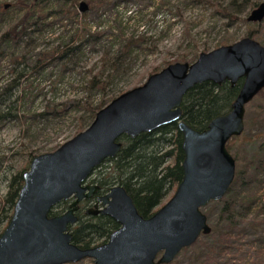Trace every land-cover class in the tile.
I'll use <instances>...</instances> for the list:
<instances>
[{
	"label": "water",
	"instance_id": "water-1",
	"mask_svg": "<svg viewBox=\"0 0 264 264\" xmlns=\"http://www.w3.org/2000/svg\"><path fill=\"white\" fill-rule=\"evenodd\" d=\"M79 8L81 13L89 9L85 1ZM263 20L264 1L246 18L249 23ZM241 79L231 110L213 118L206 129L198 131L183 121L182 100L188 90L208 81L234 86ZM262 91L264 44L248 36L202 52L193 63L169 64L121 93L98 111L87 129L31 160L0 236V264H72L83 259L95 264H170L211 233L202 208L229 192L237 167L226 145L243 135L247 106ZM169 124L178 126L184 150L183 176L173 196L146 218L125 187L114 185L86 213L111 217L117 229L102 244L79 247L71 227L80 221V204L100 189L85 184L92 171L121 152L122 135L133 139ZM69 200L65 212L51 215Z\"/></svg>",
	"mask_w": 264,
	"mask_h": 264
},
{
	"label": "trees",
	"instance_id": "trees-1",
	"mask_svg": "<svg viewBox=\"0 0 264 264\" xmlns=\"http://www.w3.org/2000/svg\"><path fill=\"white\" fill-rule=\"evenodd\" d=\"M79 1L32 0L27 5L20 1V6L24 7L26 12L3 33L0 38L2 43L18 41L27 34L28 27H35L37 30L47 29V17L51 14H61L66 10L62 8L57 13L50 11L47 15L45 11L38 13V10L48 6L49 2L61 3L63 7L68 6L70 14L74 11L78 22H76L73 34L67 39H62V42L56 47L42 49L33 60L26 55H18L15 58L9 79L0 86V123L10 120L21 121L23 118L27 120L29 117L24 112L26 103L30 99L34 100L37 94L42 92V89L35 83L42 78H52L53 71H46L52 70L55 66L54 63L64 69H69L72 64L73 66L79 65L78 62L85 58L87 45L102 47L104 52L101 62L104 67L97 72L89 71V74H92L84 83V91L88 92L87 96L73 100L74 105L71 107L78 108L85 114L88 113L91 121H94L100 109L128 90L124 89L120 83L129 76L130 60L136 51L134 48L141 46V41L144 40L143 36H128L127 30L122 29L125 20L123 17H119V6L109 7V0H86L89 10L95 7L101 8L102 12L99 15L104 13L109 16V19L104 20L105 22L102 21L104 23H100L101 25L110 22V29L118 28L119 35H111V39L114 37L113 40L119 38L118 44L107 41L106 38L109 39L108 31L100 32L97 31V28L93 30V27L83 19L86 17V12L77 13L76 7H79L81 3ZM240 2H245L251 9L260 4L257 0H231L230 5L236 7ZM214 5L216 11L225 12L217 4ZM103 7H105L104 10ZM124 14H127L125 10ZM248 36L257 40L260 36L259 30L250 31ZM228 43V40H224L218 47L228 45ZM207 51L209 49L204 50V52ZM180 61L185 63L187 59L184 56ZM157 72H159V68H154L151 75ZM242 83L243 79L234 86L228 81L219 85L211 81L197 84L183 97V121L198 131L206 129L213 118L231 110L234 100L241 91ZM94 92L101 94L98 100L92 96ZM257 96L264 97V91ZM49 107L50 105L47 106V109ZM63 107L61 110L58 104L54 105L53 115L71 110L69 103ZM49 114L51 112L33 113L32 117L36 119ZM262 125L261 131H255L248 137V140L253 142V147L248 152L246 151L244 157L237 156L235 158L237 167L235 180L224 198L215 201L223 205L222 213L214 226H211V233L203 235L206 241L199 244L200 239H198L193 244L195 249L191 255L180 262L175 260L170 264H241L239 263L240 258L228 256L235 243L245 236L244 233L238 231H246L248 228L258 230L259 227L264 226V217H260L261 210H258L255 215L249 216L251 208L261 202L260 199H257L258 196L256 199L252 196L253 192L264 191V119ZM82 130L83 128L80 127L79 132ZM236 139H239V136L233 137L227 143L229 151L232 150L231 142ZM119 142L122 144L121 152L112 159L104 160L92 171L93 181L100 185L103 193L114 185L125 187L127 193L133 198L139 213L147 218L161 206L162 200L168 194V189L177 187L182 179V162L184 160L182 134L176 124H169L151 133L144 132L133 139L124 134L119 138ZM23 172L13 176L10 189L0 206V236L13 215L14 205L23 185ZM62 204L63 206H60L63 209L54 211L51 215H58L68 209V206H65L68 202ZM261 209L264 210V201ZM86 210L87 208L83 207V210L81 209L77 213L80 221L71 227L73 241L81 248L104 243L118 227L116 221L111 217L104 214L91 216L86 213ZM241 218H243L242 222ZM241 224L242 228L239 227ZM253 243L257 244L258 248L255 252L257 261L252 264H264V237ZM188 249L186 248V250Z\"/></svg>",
	"mask_w": 264,
	"mask_h": 264
},
{
	"label": "rangeland",
	"instance_id": "rangeland-1",
	"mask_svg": "<svg viewBox=\"0 0 264 264\" xmlns=\"http://www.w3.org/2000/svg\"><path fill=\"white\" fill-rule=\"evenodd\" d=\"M20 1L27 5L32 0H0V38L26 12L24 7L20 6ZM83 1L86 0L79 2ZM230 3L231 0H109V7L119 6V17L125 20L122 29L127 30L126 34L141 35L144 39L140 47L134 48L136 51L130 60L129 76L120 84L128 90L140 86L151 76L154 68H159L160 72L169 65V62L171 64H174V61L181 62L184 56L187 62L193 63L204 50L217 49L224 40H228V44L237 42L239 39L248 37L252 30H259L260 36L257 40L264 44V20L261 24L247 22L246 18L252 10L250 6L240 2L238 6L232 7ZM5 4L8 6L5 7ZM214 4L225 12L216 11ZM67 7H63L61 3L49 2L48 6L39 9L38 13L40 11H45L46 15L50 11L57 13L62 8L68 11L47 17V29L37 30L35 27H28L27 34L18 41L0 42V86L9 79L13 61L18 55H26L33 60L42 49L54 48L62 42V39H67L73 34L78 19L74 16V11L70 14ZM76 8L78 14H83L78 6ZM88 10L85 11L86 17L83 19L93 27V30L97 28L100 32L108 31L109 39L106 38V40L118 44L119 38L111 39V35L116 36L119 33L118 28L110 29V22L101 25L109 19V16L104 13L99 15L102 12L101 8L95 7ZM124 10L127 14H124ZM103 52L101 46L87 45L85 58L78 62L79 65L72 64L69 69H64L54 63L52 70L46 71H53L52 78H42L35 83L42 92H39L34 100L30 99L26 103L24 112L29 118L0 123V206L10 189L13 176L28 170L35 155L55 151L67 140L76 136L80 127L84 131L93 122L88 113L85 114L71 106L74 105L73 100L87 96L88 92L84 91V83L92 74H89V71L97 72L103 69L104 64L101 62ZM92 96L98 100L101 94L94 92ZM68 103L70 111L53 115L54 105L58 104L59 109L63 110V105ZM49 105L50 110L47 109ZM43 112H51V114L36 119L32 117L33 113L42 114ZM246 112L243 135L231 142L230 152L235 158L244 157L246 151L253 147V142L248 140V137L255 131H261L263 127L264 97L256 96L247 106ZM175 189L176 187L168 189V194L162 200L161 206L173 196ZM263 192L260 190L253 192L252 196L255 199L258 196L257 199L261 202L251 208L249 216L261 210L260 217H264V210L261 209L264 201ZM69 203L70 201L65 206L67 207ZM60 205L63 206L62 203L59 204L55 212L63 209ZM222 207L223 205L213 201L202 208V212L208 217V224L212 227L219 220ZM242 221L243 218H241ZM238 232L244 233L245 236L235 243L228 256L240 258L241 264L256 262L255 252L258 247L253 242L264 237V226L259 227L258 230L248 228L246 231ZM204 236L199 238V244L206 241ZM194 249L193 246L188 250L183 249L175 260L182 261L191 255ZM72 264L95 263L91 259H83Z\"/></svg>",
	"mask_w": 264,
	"mask_h": 264
},
{
	"label": "flooded vegetation",
	"instance_id": "flooded-vegetation-1",
	"mask_svg": "<svg viewBox=\"0 0 264 264\" xmlns=\"http://www.w3.org/2000/svg\"><path fill=\"white\" fill-rule=\"evenodd\" d=\"M94 180V176H93V174L91 173V175H90V177H89V179L85 182V184L86 185H91V184H96V185H98V183L97 182H94L93 181ZM100 186V185H99ZM102 191H101V187H100V189L96 192V194H93L92 195V197H91V200H89V201H83L81 204H80V210L82 209L83 210V207H86L87 209L88 208H90V206L93 208L94 207V205H95V203L98 201L97 200V198H98V196L99 195H102ZM105 193V192H104ZM70 201V200H69ZM68 201V202H69ZM88 215H90V214H88ZM99 215V214H98ZM91 216H97V215H95V214H93L92 213V215Z\"/></svg>",
	"mask_w": 264,
	"mask_h": 264
}]
</instances>
